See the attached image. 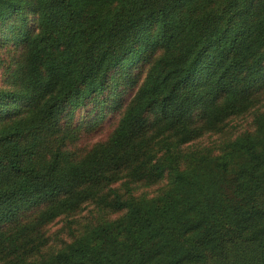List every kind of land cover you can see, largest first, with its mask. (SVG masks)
Instances as JSON below:
<instances>
[{
    "label": "trees",
    "instance_id": "obj_1",
    "mask_svg": "<svg viewBox=\"0 0 264 264\" xmlns=\"http://www.w3.org/2000/svg\"><path fill=\"white\" fill-rule=\"evenodd\" d=\"M0 51V264H264V0H0Z\"/></svg>",
    "mask_w": 264,
    "mask_h": 264
},
{
    "label": "rangeland",
    "instance_id": "obj_2",
    "mask_svg": "<svg viewBox=\"0 0 264 264\" xmlns=\"http://www.w3.org/2000/svg\"><path fill=\"white\" fill-rule=\"evenodd\" d=\"M2 52L3 51H0V57L5 55ZM1 79H2V72L0 67V84L2 82ZM117 118H118L117 112L105 111V113L102 115L101 118L98 119L96 125L92 129L81 131L80 137L77 141V145L80 148H85L98 140L106 138L109 132L114 127ZM249 118L250 116L248 115L235 118L233 120V123L235 124L234 127L237 130L248 127ZM157 186L158 185H153L149 187L148 188L149 192L152 193L153 189H155V187ZM81 213L87 214V208H84L81 211ZM76 217H78V215H76ZM46 229H47V233L50 236V241H49L50 244L60 243L61 241L68 239L71 233L76 230L75 224L68 223L67 220L63 219L62 217H57L52 222L48 223Z\"/></svg>",
    "mask_w": 264,
    "mask_h": 264
}]
</instances>
